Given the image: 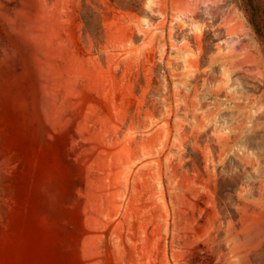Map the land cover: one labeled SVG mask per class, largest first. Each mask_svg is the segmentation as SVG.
Returning <instances> with one entry per match:
<instances>
[{"label": "rangeland", "instance_id": "1", "mask_svg": "<svg viewBox=\"0 0 264 264\" xmlns=\"http://www.w3.org/2000/svg\"><path fill=\"white\" fill-rule=\"evenodd\" d=\"M238 1L0 0V264H264Z\"/></svg>", "mask_w": 264, "mask_h": 264}, {"label": "trees", "instance_id": "2", "mask_svg": "<svg viewBox=\"0 0 264 264\" xmlns=\"http://www.w3.org/2000/svg\"><path fill=\"white\" fill-rule=\"evenodd\" d=\"M238 3L248 23L264 45V0H239Z\"/></svg>", "mask_w": 264, "mask_h": 264}]
</instances>
